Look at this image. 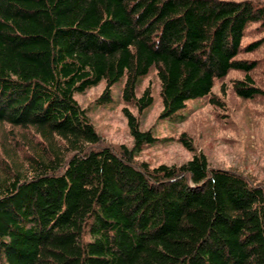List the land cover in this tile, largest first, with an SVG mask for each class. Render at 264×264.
I'll list each match as a JSON object with an SVG mask.
<instances>
[{
  "label": "trees",
  "instance_id": "1",
  "mask_svg": "<svg viewBox=\"0 0 264 264\" xmlns=\"http://www.w3.org/2000/svg\"><path fill=\"white\" fill-rule=\"evenodd\" d=\"M260 28L252 0H0V264H264L262 185L204 152L139 161L151 128L125 107L132 146L106 144L75 97L105 81L108 101L125 78L142 113L154 67L163 118L232 70L254 98L259 60L241 54L264 44L247 40Z\"/></svg>",
  "mask_w": 264,
  "mask_h": 264
},
{
  "label": "rangeland",
  "instance_id": "2",
  "mask_svg": "<svg viewBox=\"0 0 264 264\" xmlns=\"http://www.w3.org/2000/svg\"><path fill=\"white\" fill-rule=\"evenodd\" d=\"M252 1L264 3V0ZM257 31L251 32L247 40L264 34L263 28ZM241 55L259 60L252 75L255 85L264 90V44L258 50ZM243 76L241 71H230L224 79L215 80L210 95L188 100L183 111L169 118L160 116L163 108L161 84L154 67L137 83V96L150 88L153 97L152 104L142 113L123 96L125 78L111 86L108 101H98L106 88L105 81L84 93H77L75 97L82 107L87 108L92 123L106 144L132 146L125 107L138 116L142 129L151 128L159 140L140 152L139 161L146 160L152 166L182 164L194 153L204 152L211 166L237 170L264 187V93L254 98L239 96L233 80ZM5 129L9 130V127ZM184 133L191 140L193 149L181 141L180 136ZM15 134L19 137V133ZM3 145V130H0V157Z\"/></svg>",
  "mask_w": 264,
  "mask_h": 264
},
{
  "label": "bare ground",
  "instance_id": "3",
  "mask_svg": "<svg viewBox=\"0 0 264 264\" xmlns=\"http://www.w3.org/2000/svg\"><path fill=\"white\" fill-rule=\"evenodd\" d=\"M256 38V37H255ZM23 129V128H22ZM22 132V131H21ZM25 132V131H24ZM20 133V132H19ZM209 162V161H208ZM233 167V166H232ZM235 168V167H234Z\"/></svg>",
  "mask_w": 264,
  "mask_h": 264
}]
</instances>
